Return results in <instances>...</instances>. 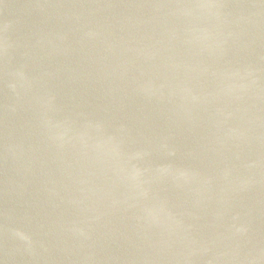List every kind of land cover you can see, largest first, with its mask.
Here are the masks:
<instances>
[{
  "label": "water",
  "instance_id": "1",
  "mask_svg": "<svg viewBox=\"0 0 264 264\" xmlns=\"http://www.w3.org/2000/svg\"><path fill=\"white\" fill-rule=\"evenodd\" d=\"M0 264H264V0H0Z\"/></svg>",
  "mask_w": 264,
  "mask_h": 264
}]
</instances>
